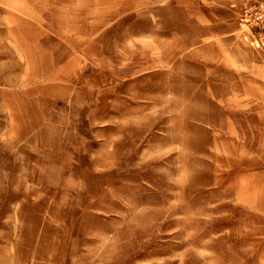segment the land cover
Wrapping results in <instances>:
<instances>
[{
	"label": "rangeland",
	"instance_id": "1",
	"mask_svg": "<svg viewBox=\"0 0 264 264\" xmlns=\"http://www.w3.org/2000/svg\"><path fill=\"white\" fill-rule=\"evenodd\" d=\"M196 8L0 0V264H264L258 129Z\"/></svg>",
	"mask_w": 264,
	"mask_h": 264
},
{
	"label": "crops",
	"instance_id": "2",
	"mask_svg": "<svg viewBox=\"0 0 264 264\" xmlns=\"http://www.w3.org/2000/svg\"><path fill=\"white\" fill-rule=\"evenodd\" d=\"M193 1L197 7L195 22L205 33L200 46L203 48L209 44L215 47L218 53L216 62L231 70L240 80V86L236 85L227 94L226 109L245 114L242 127L258 129L257 150L249 151V163L241 176L236 199L245 211L257 215L259 223L264 224V52L251 47L245 39L240 25L244 0ZM246 34L251 36L250 32ZM251 116L254 119L249 120ZM227 125L232 135H236L239 125L234 118L229 119ZM259 247L264 250V243L259 242Z\"/></svg>",
	"mask_w": 264,
	"mask_h": 264
},
{
	"label": "built area",
	"instance_id": "3",
	"mask_svg": "<svg viewBox=\"0 0 264 264\" xmlns=\"http://www.w3.org/2000/svg\"><path fill=\"white\" fill-rule=\"evenodd\" d=\"M245 39L255 49L264 52V2L248 0L240 17ZM250 32L248 37L246 33Z\"/></svg>",
	"mask_w": 264,
	"mask_h": 264
}]
</instances>
